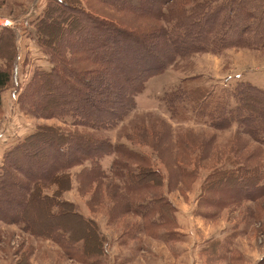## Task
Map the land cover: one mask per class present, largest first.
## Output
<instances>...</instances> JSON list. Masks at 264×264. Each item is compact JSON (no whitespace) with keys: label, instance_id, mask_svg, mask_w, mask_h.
I'll use <instances>...</instances> for the list:
<instances>
[{"label":"rangeland","instance_id":"374dc122","mask_svg":"<svg viewBox=\"0 0 264 264\" xmlns=\"http://www.w3.org/2000/svg\"><path fill=\"white\" fill-rule=\"evenodd\" d=\"M47 2L0 0V17L13 20L10 28L18 36L22 35V43L32 50V53L28 52L29 56L25 54L18 61L17 83L12 82L1 93L0 165L6 150L40 127L53 126L96 138L94 142L98 148H93V142L92 150L86 153L90 155L68 169L70 186L59 198L70 202L84 218L96 225L101 239L100 256L86 258L82 253L83 243H68L65 235L36 236L21 223L0 221V264H264V191L256 192L253 199H245L237 186L232 191H228V188L232 189L229 186L221 192L214 190L215 193L204 188L206 181H211L207 178L212 172L236 166L232 163L235 149L250 157L245 164L264 167V146L247 133H239L238 125L233 121L225 125L227 121L222 118L223 125L214 128L208 112L198 111L197 105L190 103L188 98L176 100L177 109L172 114L165 98L171 90L182 92V89L203 85L210 92L207 100L217 97L233 107L235 100L231 97V90L239 81L264 88V45L258 46L263 43L264 26H258L260 32L256 29L254 33H246V42L256 43L257 47L233 43L217 53L193 51L172 59L169 56L172 45L161 37L159 41L164 48L159 52V58L149 60L147 64L168 62L164 70L148 78L144 88L134 96L127 92L131 85H126L124 75L119 73L115 91L121 90L128 95L126 114L120 112L118 101L116 109L109 110L108 114H93L103 119L88 123V120L84 122L69 115L45 117L31 114L17 102L18 94L14 90L18 85L21 91L36 68H49V55L32 38L34 23ZM195 2L198 0H171L164 5V11ZM104 8L106 10L99 6L98 10L131 28L136 26L135 21L139 25L143 21L163 26L165 23L157 11L149 13L148 17L137 18L131 10L132 15ZM28 11H31L30 18L23 20V14ZM168 12L164 13L166 18L174 17L171 10ZM227 13L221 12L218 19L229 20V24L223 23L229 31L228 38L241 41L238 36L240 26H237L240 20H234ZM17 45L18 49L21 48ZM152 48L159 51L157 45ZM108 94L105 98L109 97ZM120 115L121 118L116 120ZM150 144L163 148L164 153L170 155L180 151L178 146L189 145L194 153L188 152L187 166L179 169L172 164L168 166L157 157ZM115 146L145 155L148 164L158 172L157 184L135 190L131 183L128 189L125 171L113 165L118 156L112 151ZM93 154L101 155L97 159L101 167L98 172L90 159ZM21 166L22 171L17 173L23 179V170H27L30 164L23 161ZM261 188L264 190V186ZM54 189V184L44 185L43 192L52 196ZM132 196L136 198L129 202ZM153 197L168 202L165 218H159L156 212L146 215L154 207ZM30 218L31 224H42L43 228L38 224L39 230L35 231L42 234L48 225L43 216ZM73 218L70 216L67 221H74ZM78 249L80 252H73Z\"/></svg>","mask_w":264,"mask_h":264},{"label":"trees","instance_id":"16d2710c","mask_svg":"<svg viewBox=\"0 0 264 264\" xmlns=\"http://www.w3.org/2000/svg\"><path fill=\"white\" fill-rule=\"evenodd\" d=\"M168 1L171 0H48L34 23L32 38L49 55V68H36L21 91L18 85V89L14 90L18 94V104L29 113L39 116L69 115L84 122L88 120V123L99 121L103 119L101 115L116 109L118 101L122 114H126L129 108L128 95L121 90L115 91V80L119 73L124 75L128 83L126 85H131L127 92L134 96L144 88L148 78L164 70L168 62L155 61L152 66L147 64L149 60L159 58V52L164 48L159 41L161 37L172 45L173 51H169L171 59L193 51L217 53L233 43L257 47L256 43L246 42V33H254L256 29L259 31L258 26H264L263 0H198L190 6L182 4L173 11L171 7L165 12L164 5ZM99 6L131 15L133 11L137 18L148 17L149 13L157 11L165 23L163 26L143 21L139 25L135 21L136 26L131 28L115 17L101 13ZM170 10L175 15L166 18L164 13H170ZM223 11L228 12L227 16H233L234 20H240L237 26H240L238 36L242 42L228 38L229 31H226L224 24L229 20L218 19ZM260 13L262 16L259 17ZM18 37L17 32L10 27L0 28V114L1 93L17 81L19 73ZM155 45L159 46V51L152 48ZM262 45L264 39L258 46ZM178 90H171L165 96L172 114L177 109L176 100L188 98L190 103L197 105L198 111L208 112L215 124L212 125L214 128L223 125L222 118L227 121L225 125L233 121L238 125L239 133H247L264 146V88L239 81L231 90V97L235 100L233 107L217 97L212 101L207 100L210 92L203 85L182 89V92ZM105 93L109 97L105 98ZM94 113L100 116H93ZM117 117L116 120H119L121 115ZM95 139L53 126L40 127L6 150L0 165V221L21 223L36 236L65 235L68 243H83L82 253L86 258L100 256L98 249L101 239L96 225L84 218L70 202L59 198L62 191L68 190L70 186L68 169L90 155L86 153L92 150L90 146ZM95 142L93 148L97 149ZM150 145L157 157L168 166L172 164L179 169L187 166L185 158L188 152L194 153L192 147L184 144L178 146L180 151L176 155L164 153V149L157 145ZM112 151L118 155L113 165L125 171L128 189L131 183L135 190L140 186L148 185L149 188V185L157 184L155 178L158 172L148 164L145 155L123 146H115ZM232 152L235 156L232 163L236 166L212 172L207 178L211 181H206L207 186L203 184L204 188L215 193L229 186L232 189L228 188V191H232L237 186L242 198L253 199L256 192L264 191L261 188L264 186V171H261L264 167L260 164H245L251 160L249 156L242 155L236 149ZM100 156L93 154L90 157L97 172L101 168L97 161ZM23 161L28 162L30 167L23 170L22 179L17 171H22ZM181 171L185 173V170ZM52 184L55 189L49 196L43 192V188L44 185ZM135 198L132 196L129 202ZM157 198L153 197L154 207L146 215L156 212L159 218H165L169 204ZM31 216H43L47 222L48 225L45 226L46 222L43 224L45 231L42 234L41 231L35 233L40 223L31 224ZM70 216L75 217L74 221H67Z\"/></svg>","mask_w":264,"mask_h":264},{"label":"crops","instance_id":"0c3cea01","mask_svg":"<svg viewBox=\"0 0 264 264\" xmlns=\"http://www.w3.org/2000/svg\"><path fill=\"white\" fill-rule=\"evenodd\" d=\"M41 8H43V6ZM41 12H42V9H41ZM30 15H31V11H28L25 14H23L22 19L24 20V19L30 18ZM38 15L39 14H37L36 16H38ZM17 44H19L21 46V48L18 49V57H19V62H20V60L25 57V54H27L29 56L28 52L30 51V53H32V50H31L30 46L25 47L24 43H22V35H20L18 37ZM17 47H18V45H17ZM35 56H39V55L35 54ZM38 58H41V57H37V59Z\"/></svg>","mask_w":264,"mask_h":264},{"label":"built area","instance_id":"2783aa9c","mask_svg":"<svg viewBox=\"0 0 264 264\" xmlns=\"http://www.w3.org/2000/svg\"><path fill=\"white\" fill-rule=\"evenodd\" d=\"M13 25V20L9 17H0V28L1 27H11Z\"/></svg>","mask_w":264,"mask_h":264}]
</instances>
